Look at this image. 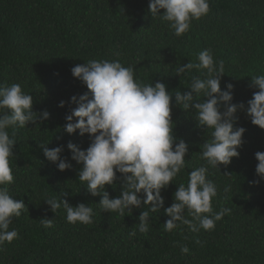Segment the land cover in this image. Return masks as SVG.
Here are the masks:
<instances>
[{
	"label": "trees",
	"instance_id": "obj_1",
	"mask_svg": "<svg viewBox=\"0 0 264 264\" xmlns=\"http://www.w3.org/2000/svg\"><path fill=\"white\" fill-rule=\"evenodd\" d=\"M148 4L149 0H0V85L20 84L32 95L34 112L50 113L48 120L37 121L38 126L8 129L16 139L10 160L14 183L8 189L28 210L13 218L9 230L15 229L20 238L3 246L0 264H264V179L256 175L255 159L257 152H264V130L254 126L245 111L236 113L234 124L246 130L239 158L219 170L209 168L208 179L217 185L213 212L231 209L212 231L194 233L187 225L166 231L170 218L162 208L150 212L149 231L140 233L138 217L149 206L125 216L105 212L98 205L101 197L91 196L78 178L82 165L71 161L67 144L86 150L91 140L87 134L63 131L66 115L76 107L70 98L88 93L71 73L76 65L119 60L133 68L140 83L161 82L172 92L174 135L186 142L188 154L186 168L161 192L164 208L174 203L181 183L187 186L189 173L206 164L201 145L210 139L206 128L197 125L194 111L176 106L174 97L175 90L189 91L192 77L203 78L204 70L194 68L177 77L176 64L199 63V52L208 49L217 62H224L221 89L233 85L234 104L246 108L258 91L250 83L252 76L264 74V0H209V13L193 20L180 37L168 22L151 16ZM61 101L63 108L58 106ZM41 144L50 149L63 145L62 158L72 168L59 171L45 158ZM117 177L114 186H106L110 198L121 194L123 178L119 173ZM226 187L230 191L225 192ZM61 192L68 193L61 198L72 206H91L93 223L70 224L63 208L53 213L43 201ZM184 215L198 225L187 210ZM42 219L53 220V226L45 228ZM132 231L135 236L129 234ZM182 245L189 248L188 254L181 252Z\"/></svg>",
	"mask_w": 264,
	"mask_h": 264
},
{
	"label": "clouds",
	"instance_id": "obj_2",
	"mask_svg": "<svg viewBox=\"0 0 264 264\" xmlns=\"http://www.w3.org/2000/svg\"><path fill=\"white\" fill-rule=\"evenodd\" d=\"M148 8L153 18L159 16L168 22L177 37L190 30L193 20L201 19L210 11L209 0H149ZM198 61L186 65L177 63L173 68L177 77L194 68L204 70L203 78L192 77L189 91L175 90L174 97L176 106L185 112L194 111L197 125L206 128L210 135L200 152L206 164L189 173L187 186L182 183L178 186L174 203L167 208L161 192L186 168L188 154L186 142L174 135L172 92L161 82L140 83L134 79L133 68L123 66L119 60H89L71 69L73 77L87 87L88 93L70 98L76 107L66 115L63 131L69 135L78 132L81 137L87 134L91 143L86 150H81L69 142L70 159L82 165L78 178L86 183L91 196L101 197L98 205L105 212L125 216L126 212L132 214L133 209L149 206L138 217L140 233L149 231L150 212L158 213L162 208L170 218L164 224L166 231L172 232L181 225H187L194 233L200 229L214 230L216 222L231 214V209L213 212L217 185L208 179L209 168L219 170L221 165L227 167L233 158H239L238 149L243 145L246 130L234 127L236 113L245 111L251 123L264 130V74L251 77L250 87L258 91L245 108L243 103H233L232 84L225 85L226 90L221 89L224 62H217L208 49L199 52ZM33 103L32 95L24 92L20 84L0 85V251L6 243L20 238L15 229L9 228L13 218L28 210L24 201L13 198L8 189L14 183L10 160L14 158L16 145L15 135L10 136L8 129L37 125L38 120L50 118L47 110L34 112ZM58 106L65 107V102L61 101ZM39 146L59 171L72 168L69 160L62 158L63 145L51 149L43 144ZM255 159L258 161L256 175L264 179V152H257ZM117 173L123 178L122 191L118 197L110 198L106 186H114ZM67 195L61 192L58 197L46 196L43 202L53 213L63 208L70 224L93 223V208L84 203L72 206L61 198ZM185 210L198 225L185 218ZM42 220L45 228L53 226V220ZM129 234L135 236L136 232ZM181 252L188 254L189 248L182 245Z\"/></svg>",
	"mask_w": 264,
	"mask_h": 264
}]
</instances>
